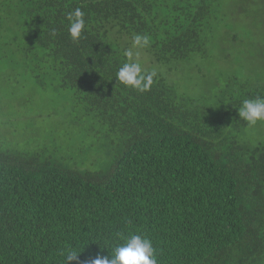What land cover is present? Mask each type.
I'll return each instance as SVG.
<instances>
[{
	"label": "trees",
	"instance_id": "obj_1",
	"mask_svg": "<svg viewBox=\"0 0 264 264\" xmlns=\"http://www.w3.org/2000/svg\"><path fill=\"white\" fill-rule=\"evenodd\" d=\"M133 34L150 38L146 92L115 81ZM184 66L219 79L210 97L174 80ZM0 79L72 95L61 143L0 125V264H63L68 248L89 264L129 231L159 264H264V141L237 109L264 97V0H0Z\"/></svg>",
	"mask_w": 264,
	"mask_h": 264
},
{
	"label": "rangeland",
	"instance_id": "obj_2",
	"mask_svg": "<svg viewBox=\"0 0 264 264\" xmlns=\"http://www.w3.org/2000/svg\"><path fill=\"white\" fill-rule=\"evenodd\" d=\"M140 60L142 65L151 66L147 57L141 56ZM182 70V75L174 80L180 82L194 96H211L210 93L214 92L219 79L209 75L203 77L193 67L184 66ZM190 79L194 81L193 84ZM46 83V86H42L38 81L28 79H0V96H14L16 100L0 113V125L8 124L11 120L6 129L20 131L23 136L29 137L27 141L35 148L52 144L55 139L61 143V137L67 130L66 123L70 121L69 113H72L71 93L60 90L56 81ZM4 135L10 138L9 134ZM248 136L252 141H264V123H258L249 131ZM90 157L95 162L97 153L92 151Z\"/></svg>",
	"mask_w": 264,
	"mask_h": 264
},
{
	"label": "clouds",
	"instance_id": "obj_3",
	"mask_svg": "<svg viewBox=\"0 0 264 264\" xmlns=\"http://www.w3.org/2000/svg\"><path fill=\"white\" fill-rule=\"evenodd\" d=\"M67 31L73 43H79L87 31L85 13L77 7L67 14ZM150 43L147 35H132L131 48L126 49L123 55L126 61L115 73L116 85L138 92L150 90L157 73L155 70H146L140 62V49L146 48ZM238 109V117L254 127L264 123V97L245 99ZM101 252L107 249L109 256L97 255L89 264H159L157 250L152 240L144 233L129 231L117 232L110 238L97 243ZM84 251V250H83ZM83 251L68 248L61 252L63 264L76 261Z\"/></svg>",
	"mask_w": 264,
	"mask_h": 264
}]
</instances>
